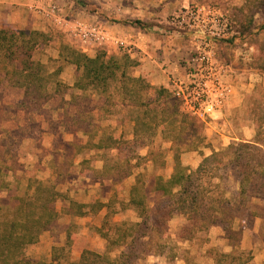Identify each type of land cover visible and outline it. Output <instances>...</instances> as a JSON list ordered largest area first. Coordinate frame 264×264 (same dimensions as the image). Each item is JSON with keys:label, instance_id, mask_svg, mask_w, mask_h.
<instances>
[{"label": "trees", "instance_id": "1", "mask_svg": "<svg viewBox=\"0 0 264 264\" xmlns=\"http://www.w3.org/2000/svg\"><path fill=\"white\" fill-rule=\"evenodd\" d=\"M74 1L81 10L94 12L84 1ZM261 10L264 0H244L236 8V20L226 15L236 34L220 40L219 44L231 39L227 43L231 47L234 39L246 36L254 37L255 42L258 34L251 32L253 20ZM60 37L51 29L0 28V86L21 90L18 107L26 112L41 110L54 96L62 97L67 91H74L68 100L61 98L63 113L58 124L66 132H78L86 137L85 143L75 145V155L95 153L80 159L78 175L82 178L108 180L117 185L143 161L157 164L165 154L154 142L158 132L170 145L173 170L168 178L156 176L152 185L140 174L136 176L127 201L119 203L120 211L132 210L136 214L135 222L115 221L113 202L84 204L63 196L56 189L59 181H63L62 172H58L56 181L30 180L31 193L16 196L13 206L0 201V264H139L146 252L172 261L175 254L168 243L167 228L173 215H181L187 221L179 236L184 241H190L218 222L229 239H236L230 216L235 207L252 205V215L260 217V208L251 202L264 200V94L261 100L253 93L248 98L255 125L254 139L211 150L195 169H189L182 165L180 156L206 147L205 123L184 112L180 101L168 89L152 86L145 78L134 76L132 71L138 62L128 53L112 55L100 49L87 56ZM55 39L59 40L58 54L63 65L76 71L72 86L60 79L63 65L50 71L35 58ZM92 97L96 98L95 103ZM114 116H121L120 123L130 126V138L115 133L109 124L101 125ZM142 149H147L144 156L139 153ZM97 162L101 163L100 167L95 166ZM13 165H6L4 158L0 160V190L7 189L4 178L14 170ZM228 173L235 176L238 185L232 199L225 198L226 192L221 189ZM61 197L68 201L62 211L66 216L83 217L106 211L101 225L95 228L105 241L104 250L79 247L73 258L76 238L67 231L64 244L52 247L49 262L27 257V248L36 244L58 220L60 214L55 202ZM231 247L229 253L210 251L214 254L213 264H252L250 252L237 244Z\"/></svg>", "mask_w": 264, "mask_h": 264}, {"label": "rangeland", "instance_id": "2", "mask_svg": "<svg viewBox=\"0 0 264 264\" xmlns=\"http://www.w3.org/2000/svg\"><path fill=\"white\" fill-rule=\"evenodd\" d=\"M82 1H84L88 7L89 2L87 0ZM89 1L96 2V0ZM243 1L244 0H191L188 5L183 7L206 5L210 8H219L225 16L228 14L236 20V8L239 7ZM111 3L112 6L116 8L121 1L111 0ZM75 7H78L76 3ZM183 7L167 17V26L169 29L187 38L186 43L193 46V51H191V56H193L196 52V42L189 36L173 29L168 24L171 16ZM90 10L93 9L91 8ZM72 11H74V8ZM78 18L77 21L85 22L82 21L80 17ZM87 23L101 26L98 22ZM51 30L60 34L61 41L79 51L58 28L54 27L51 28ZM251 32L252 34H258L255 42L252 36H250V38L246 36L244 39H237L236 43L227 49L229 51H227L226 54H230L229 58L232 60L235 67L234 76L231 78L233 85L247 86V84H253V87L243 89L241 91L243 96L237 98L233 105L224 107L220 112L215 114V117L203 121L205 123L204 133L206 147L201 148L197 152H188L180 156L182 165L189 169H195L202 158L211 153V150H220L230 143L239 140L252 141L254 139L255 125L250 114L251 105L248 98L253 93L256 99L261 100L264 94V69H262L264 65V10L255 14ZM249 41H252L253 44L249 45ZM58 46L59 40L55 39L42 52L35 55V58L46 64L50 71L63 65L59 58ZM98 50L100 49L87 54V56H93ZM123 52L128 53L125 49H123ZM63 66L60 79L65 84H68V82L74 79L76 71H65L66 67H69V69L73 67L67 65ZM72 92L74 91L69 90L63 94L62 97L54 96L41 110L26 112L18 107L22 98L21 90L1 85L0 160L4 158L6 165L14 164V170L18 171V169L24 168V164L18 162L19 157L23 159L27 154H35V147L32 145L36 140L42 138L45 131L50 133L56 132L53 139L52 152L43 153L44 157L52 156V158H54L58 166L56 167L57 171L63 174V181H59L56 189L63 196H67L68 198L72 196V199L79 203L87 204L94 201L105 203L113 202V210L116 212L114 215L115 221L128 220L135 222L137 221L136 214L132 210L120 211L119 203L121 201H127L129 189L134 183L137 175L140 174L149 185L153 184L156 176H162L163 178H168L170 176L174 166L173 155L169 150L170 145L168 142L162 140L158 132L154 142L156 146L164 150L165 154L157 164L143 161L139 167L133 169L128 178L117 185L109 183L108 180H104L105 183L102 181L100 183V192H98L96 197L90 196V194L84 196L77 192L70 194L69 192L65 193L63 190L68 189L65 187L66 184L75 177L76 162L83 157L95 156L94 152L75 155V145L85 143L86 137L84 135L71 137L69 136V132L64 131L58 124L63 113V109L60 108L62 106L61 98L68 100ZM92 98L95 103L96 98ZM120 120L121 116H114L108 121L101 122V125L109 124L114 129L115 133H123L125 137L130 138V126H123ZM45 136L47 135H44V137ZM50 138L51 137H49V140ZM139 153L144 156L147 153V149L139 150ZM161 162L164 163L163 166L160 165ZM19 165L21 167H19ZM95 166L100 167L101 163L97 162ZM30 172V169L25 170V177L19 187L18 184L16 186V178H11L9 172L5 175L4 181L7 183V189L0 190V201L2 204L13 206L16 196H23L27 192L31 193V190L28 189V184L32 179L43 182L56 181V179H43L45 175L42 174L40 175V177L42 176L41 180L36 178L35 175L30 176ZM27 173H29V175L26 176ZM90 181L100 182L94 179ZM79 189L82 190L81 184L79 185ZM221 189L226 192L225 198L232 199L234 193L238 190L235 176L228 173L227 178L221 183ZM93 191L95 192V189H93ZM251 204L260 208L258 210L260 217L252 215V205L249 207H235L230 211V216H232V229L236 235V239H229L228 233L224 231V227L218 222L207 231L197 233L190 241L180 240L179 236L182 233V229L187 226V221L185 217L181 215H173L168 223L167 232L169 236L168 243L172 247V252L175 254L174 260L166 261L163 256H159L153 252H146L144 257L139 261V264H213V253H229L232 250V244H237L241 249L250 252L253 258L252 264H264V200H253ZM67 205L68 201L64 198L61 197L57 199L55 202V209L60 214L58 220L49 231L43 233L41 237H39V241L36 244L27 248V257L33 260H44L49 262L52 247L64 244L67 231H70L71 235L76 238V244L75 247H73L71 255L73 258L78 254L79 247L97 251L104 250L105 241L95 232V228L101 225L106 211L102 210L97 214H87L83 217H71L62 213L64 207ZM210 251H213V253Z\"/></svg>", "mask_w": 264, "mask_h": 264}, {"label": "crops", "instance_id": "3", "mask_svg": "<svg viewBox=\"0 0 264 264\" xmlns=\"http://www.w3.org/2000/svg\"><path fill=\"white\" fill-rule=\"evenodd\" d=\"M49 1L0 0V28L24 29L28 27L45 31L55 27L65 35L64 31L71 25L69 22L78 20V17L85 22H98L112 38L132 45L128 54L131 59L138 62V66L133 70L134 76L145 78L150 85L162 86L169 91L174 88L175 82L187 81L190 72L188 62L195 54L191 56L193 46L186 43L187 38L185 36L168 28L167 17L179 8L188 5L191 0H115L121 1L116 8L112 6L111 0H96V2L87 0L89 2L88 8H92L94 12H86L75 7L74 0H53L62 9V15L58 20L47 19L38 11L30 9L31 5L38 7ZM73 8L74 11H72ZM214 10L223 13L219 8ZM61 18H65V20ZM231 41L229 39L220 44L218 41L211 49L213 61L218 66L225 68L224 78L232 87L231 95L224 107L233 105L237 98H241L243 89L253 87V84L236 86L231 81L235 67L229 58L230 54H226L230 47L227 46V43ZM236 41L237 39H234L235 43ZM105 50L112 55H120L123 52V49L117 48L113 44ZM68 70L75 71L74 68L66 67L65 71ZM73 82L74 79L67 85L72 86ZM43 134L47 136L42 135V138L36 140L32 145L35 147V154H27L23 159L19 157L18 162L24 164V168L9 172L11 178H16V186L18 184V187L25 177L26 169L31 170L30 176L35 175L41 180V174L45 175L43 179H58L59 173L56 168L58 166L54 158L52 156L44 157L43 154L52 152L56 132L45 131ZM69 134L71 137L82 135L78 132H69ZM49 137H51L50 140ZM79 162L80 160L76 162L74 179L66 186L64 185L68 189L63 191L69 192V194L77 192L84 196L90 194V196L96 197L100 192L101 182H91V179L80 177L78 175ZM19 167L21 166L19 165ZM109 183L111 182L109 181ZM80 184L82 190L79 189ZM18 187L17 190L19 191ZM69 197L72 199V196Z\"/></svg>", "mask_w": 264, "mask_h": 264}, {"label": "built area", "instance_id": "4", "mask_svg": "<svg viewBox=\"0 0 264 264\" xmlns=\"http://www.w3.org/2000/svg\"><path fill=\"white\" fill-rule=\"evenodd\" d=\"M30 9L38 11L47 19L54 20L59 19L62 11L53 0L38 7L31 5ZM214 9L216 8L204 5L186 6L172 15L168 21L170 27L196 42L195 55L188 62L190 72L187 81L175 82L170 92L180 101L184 112L201 121L220 112L232 91L231 85L224 79L225 68L213 61L211 49L218 41L232 37L236 33L225 14ZM69 24L71 25L64 31L66 37L85 55L97 49H105L111 44L127 52L132 46L112 38L99 25L77 20Z\"/></svg>", "mask_w": 264, "mask_h": 264}]
</instances>
